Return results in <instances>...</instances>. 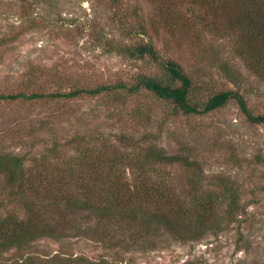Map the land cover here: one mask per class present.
<instances>
[{"label": "rangeland", "instance_id": "obj_1", "mask_svg": "<svg viewBox=\"0 0 264 264\" xmlns=\"http://www.w3.org/2000/svg\"><path fill=\"white\" fill-rule=\"evenodd\" d=\"M162 3L0 0V94L66 93L131 85L140 76L161 78L160 63L124 50L151 41L163 61H176L192 79V97L198 102L231 90L246 99L255 115H264V79L238 55L236 36L198 22L187 6L177 9L185 24L172 29L159 15ZM136 110L152 119L134 118ZM78 137H100L98 149L106 140L135 160L148 148L176 157L147 173L137 165L133 170L119 166V172L133 186L148 176L162 182L185 205L196 195H212L214 203L221 202L216 204L219 230L185 227L177 229V236L154 225L141 232L146 221L139 215L136 229H115V240L63 231L58 240L39 237L30 249L4 250L0 264H67L80 256L95 264H264V125L249 123L236 101L204 116H175L168 104L146 91L128 98L101 94L0 102V158L24 156L26 177L55 179L66 161L86 151L84 142L69 144ZM54 141L60 143L57 153ZM86 165L91 166L81 164ZM16 185L1 169L0 218L26 216L24 202L15 197ZM234 196L238 210L228 218ZM46 197L26 192V200L36 205L48 203ZM57 208L55 219L61 211L71 213L64 202ZM105 243L114 248L106 249Z\"/></svg>", "mask_w": 264, "mask_h": 264}, {"label": "trees", "instance_id": "obj_2", "mask_svg": "<svg viewBox=\"0 0 264 264\" xmlns=\"http://www.w3.org/2000/svg\"><path fill=\"white\" fill-rule=\"evenodd\" d=\"M159 1L163 2L159 15L168 26L172 25V29L175 25L185 24L182 18L180 19L181 13H178L177 9L187 6L189 13L195 15L198 22L213 24L216 29L220 26L219 29L236 36L238 55L248 68L264 79V0ZM124 50L130 56L139 58L148 56L160 63L165 71L164 76L161 78L140 76L131 85L120 83L95 89H76L66 93L0 94V102L64 101L101 94H115L128 98L146 91L157 100L168 104L175 116L178 114L204 116L224 108L234 100L249 123L264 125V115H255L239 92L223 91L212 95L204 102H198L192 97L194 92L192 79L176 61H163L151 41H142ZM133 116L140 120L152 119L151 115L137 110ZM88 138L78 137L69 143L80 146L84 142L87 149L66 161L62 173L53 176L55 179H47L42 175L39 178L35 175L26 177L24 156L9 155L0 158L2 172L8 175L11 183L19 184L16 185L18 189L15 191V197L20 196L26 208V216L23 218L14 213L0 218V253L12 247L18 251L30 249L39 237L58 240L63 231L69 230L81 237L115 240L118 233L115 229L128 231L136 229L134 224L138 222L139 215L146 221L144 225H140L141 232L154 225L177 236H181L177 229L185 227L189 230H219L220 213L216 204L220 205L221 202L214 203L212 195L209 194L206 198L203 195L201 197L196 195L189 205H185L177 203L164 183L152 182L148 176L140 184L133 186L126 183L119 172V166L133 170L135 165L137 170L146 172L150 167L177 161L176 157L158 149L148 148L135 160L113 150L106 140L98 149L96 146L100 137ZM54 142L53 150L57 153L61 148L60 143ZM85 163L91 166L82 167L81 164ZM27 191L35 194L36 198L47 196L48 203L36 205V202H28ZM61 202L65 203V207L71 210V213L65 216L61 211L58 219H55L58 213L55 210L59 209L57 207ZM237 210L238 199L234 196L226 210L228 218L234 217ZM242 211L244 212V209ZM94 220L99 222L91 227L90 223ZM117 224L120 226L117 227ZM181 238L184 237H180V240ZM104 245L106 249L114 248L106 243ZM67 264H95V261L80 256Z\"/></svg>", "mask_w": 264, "mask_h": 264}]
</instances>
